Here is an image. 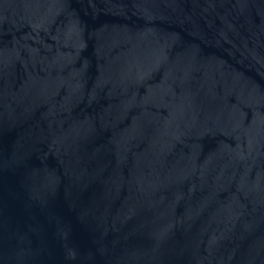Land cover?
I'll list each match as a JSON object with an SVG mask.
<instances>
[{"label": "water", "instance_id": "obj_1", "mask_svg": "<svg viewBox=\"0 0 264 264\" xmlns=\"http://www.w3.org/2000/svg\"><path fill=\"white\" fill-rule=\"evenodd\" d=\"M0 264H264V0H0Z\"/></svg>", "mask_w": 264, "mask_h": 264}]
</instances>
